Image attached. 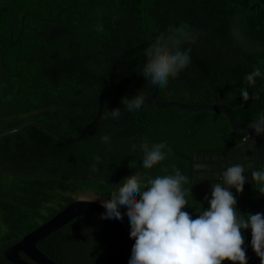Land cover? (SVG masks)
Segmentation results:
<instances>
[{
  "label": "trees",
  "instance_id": "1",
  "mask_svg": "<svg viewBox=\"0 0 264 264\" xmlns=\"http://www.w3.org/2000/svg\"><path fill=\"white\" fill-rule=\"evenodd\" d=\"M7 1L13 7L14 46L7 49L10 7L3 4L0 133L35 120L61 137L75 139L95 117L104 87L119 85L148 97L155 86L142 76L144 50L161 34L181 27L196 35L195 43L182 46L191 48V62L166 88L158 86V101L223 103L243 125L264 108V0ZM98 25L102 31L96 30ZM257 67L262 75L249 86L245 76ZM242 88L249 92L247 102ZM124 97L134 98L107 92L99 121L76 144L54 139L35 126L0 138V264H11L3 255L6 248L78 195L89 193L106 201L126 177L144 175L142 137L172 150L166 161L150 170L153 177L175 166L189 179L193 154L226 155L246 138L232 131L221 113L149 105L128 112L121 103ZM117 108L119 119L105 118ZM103 136L109 143L101 142ZM97 155L100 163L93 172ZM185 188L191 193L184 211L195 218L208 204L196 201L189 183ZM236 198L242 215L264 213V197L245 191ZM120 211L123 215L126 208ZM123 218L121 224L130 234V222L126 215ZM36 247L61 264H128L130 259L92 213L81 214ZM243 247L248 264H260L251 238Z\"/></svg>",
  "mask_w": 264,
  "mask_h": 264
},
{
  "label": "clouds",
  "instance_id": "2",
  "mask_svg": "<svg viewBox=\"0 0 264 264\" xmlns=\"http://www.w3.org/2000/svg\"><path fill=\"white\" fill-rule=\"evenodd\" d=\"M102 31V26H97ZM196 42V35L184 27L161 34L144 50L142 68L144 80L154 86L166 88L170 79L178 77L191 62V48L184 44ZM262 75L259 67L245 76V83L254 86ZM244 102L249 92L241 89ZM145 98L124 97L122 105L128 112L142 107ZM119 119L120 109L109 111L105 118ZM250 127L256 136H264V117L255 120ZM108 136L101 142L109 143ZM142 168L145 174L134 173L126 177L111 198L102 201L106 210L100 219L122 220L126 215L130 222V238L135 241L128 264H248L245 239L242 230H251V248L264 264V213L241 215L237 208L236 193H242L246 183V168L242 163H231L219 176V183L211 185V197L205 196L208 207L196 213L195 218L184 211L188 207L190 188H185L189 177L175 166L163 169V174L152 176L150 170L161 165L171 155L166 143L150 144L147 137L141 138ZM137 146L133 145L135 149ZM92 171L98 169L100 157H94ZM254 188L264 195V167L250 170ZM126 208L122 215L120 208Z\"/></svg>",
  "mask_w": 264,
  "mask_h": 264
},
{
  "label": "water",
  "instance_id": "3",
  "mask_svg": "<svg viewBox=\"0 0 264 264\" xmlns=\"http://www.w3.org/2000/svg\"><path fill=\"white\" fill-rule=\"evenodd\" d=\"M3 4H7L10 7L9 30H8V41H7V49H9L14 46L11 40L13 7L10 1L0 0V5ZM253 9L254 7L251 8V10ZM112 90L122 92L132 97L139 95L136 92L126 89L119 85H108L104 87L100 91L98 96V106L95 117L90 123L85 125L80 135L75 139H67L61 137L51 132L50 130L46 129L40 122L35 120L26 121L16 129L8 130L0 133V138L6 135L18 133L28 126H35L54 139L65 142L67 144H76L79 141H81L84 138L87 131L99 121L102 114L103 98L107 92ZM157 90H158V86H155L154 92L148 97H144L145 101L142 104V107L149 105L158 109L169 108L184 112L197 113V112L208 111V112L221 113L226 118L228 125L232 131L246 136V138L241 143L236 145L235 150L233 152L227 153L226 155L214 156L212 157L213 160L218 161V160H224L225 158L231 159L233 157L241 156L242 154H247L250 152L251 153L250 156L245 155L243 158L239 157L236 160L232 159L231 161H229L228 165H230L233 162L235 163L248 162L249 159H251L255 167L258 166L264 167V136H256L252 128L250 127V125L255 120H257L260 117H264V108L256 117V119H254L249 125H243L238 121L233 111L230 110L223 103L187 105L175 101H158L156 99ZM199 159L201 160V157H199ZM209 159H210L209 156H207L206 160L208 161ZM225 166L226 164L222 165V167ZM254 166L249 164L245 168L248 170L253 168ZM245 177H246V183H245L246 188H244L243 190L250 191L254 194L264 197V195H261L258 191L249 189L253 185L250 174L249 173L246 174ZM237 194L238 193L235 192L233 195L236 196ZM105 212L106 210L101 206V203L95 201H86V200L73 201L65 208H63L59 213L53 216L51 219H49L48 221L37 227L35 230L31 231L26 236H24L19 242L6 248L3 251V255L5 259L11 264H61L60 262H55L51 260L42 252H40L37 249L36 244L41 240L45 239L50 234L56 232L63 226L67 225L69 222H71L81 214L92 213L100 218L102 215L105 214ZM101 220L107 225V227L112 232V234L117 239V241L120 243V245L123 247L125 252L130 256L131 249L135 241L130 238V234L121 224V222L116 219H101ZM242 235L244 239L251 238V230L250 229L242 230ZM20 254H23L27 258V260L22 259L20 257Z\"/></svg>",
  "mask_w": 264,
  "mask_h": 264
},
{
  "label": "flooded vegetation",
  "instance_id": "4",
  "mask_svg": "<svg viewBox=\"0 0 264 264\" xmlns=\"http://www.w3.org/2000/svg\"><path fill=\"white\" fill-rule=\"evenodd\" d=\"M235 147L230 152H233L235 150ZM245 155L250 156L251 153L249 152L247 154H242L241 156L233 157L231 159L225 158L224 160L215 161L212 158L215 155L214 156H210V155L203 156V155L193 154L189 184L192 188V191H194V194L196 195V201L201 204H206L207 202L204 199L205 196H208L209 198L211 197V191H210L211 185L214 183L220 182L219 176L220 174L223 173L224 168L228 166L229 161H231L232 159L236 160L239 157L243 158ZM207 156H209L210 158L208 161L206 160ZM199 157H201V160L199 159ZM223 164H226V166L222 167ZM242 164H244L245 167H247L249 164L254 166L251 159H249L248 162H242ZM254 168H257V167L254 166L251 169H254ZM251 169L246 170L245 175L248 173L250 174ZM244 188H246L245 185H244ZM249 189L255 190L253 189V185ZM231 191L233 192V194L236 192L235 189H231ZM245 191L246 190H243V192ZM247 192H250V191H247ZM239 194L240 193H238L236 196H238Z\"/></svg>",
  "mask_w": 264,
  "mask_h": 264
},
{
  "label": "rangeland",
  "instance_id": "5",
  "mask_svg": "<svg viewBox=\"0 0 264 264\" xmlns=\"http://www.w3.org/2000/svg\"><path fill=\"white\" fill-rule=\"evenodd\" d=\"M78 200H86V201H95L98 203H102V199H99L98 197L93 196L92 194H80L77 196ZM121 223H124V218L122 220H119ZM124 225V224H123Z\"/></svg>",
  "mask_w": 264,
  "mask_h": 264
}]
</instances>
